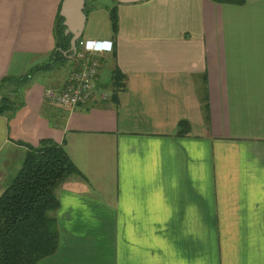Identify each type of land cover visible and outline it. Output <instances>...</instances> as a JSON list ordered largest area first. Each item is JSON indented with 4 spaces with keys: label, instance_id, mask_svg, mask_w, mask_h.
I'll return each mask as SVG.
<instances>
[{
    "label": "crops",
    "instance_id": "obj_1",
    "mask_svg": "<svg viewBox=\"0 0 264 264\" xmlns=\"http://www.w3.org/2000/svg\"><path fill=\"white\" fill-rule=\"evenodd\" d=\"M61 2L0 0V80L47 61ZM87 6L81 39L113 45L93 55L109 95L74 107L44 98L80 68L69 45L67 62L39 67L24 104L0 115L3 176L43 139L77 169L55 188L57 250L37 264H264V40H234L248 16H264V0Z\"/></svg>",
    "mask_w": 264,
    "mask_h": 264
},
{
    "label": "trees",
    "instance_id": "obj_2",
    "mask_svg": "<svg viewBox=\"0 0 264 264\" xmlns=\"http://www.w3.org/2000/svg\"><path fill=\"white\" fill-rule=\"evenodd\" d=\"M89 1L85 2V14L89 10ZM213 1L243 3V0ZM60 4L52 30L55 47L49 53L46 64L34 67L19 77L5 76L0 80V115L10 116L24 104L22 86L32 79L39 67L54 68L67 62L64 52L69 49L71 35L64 33L63 18L59 14ZM109 17L112 32L116 34L118 16L115 8L109 9ZM123 78L118 71L113 72L115 90L124 88ZM178 127L179 135L188 131L186 121H180ZM24 146L26 151L22 164L0 194V264H37L39 260L55 253L59 240L54 217V212L59 208L55 188L67 177L77 173L62 145L43 139L38 146Z\"/></svg>",
    "mask_w": 264,
    "mask_h": 264
},
{
    "label": "built area",
    "instance_id": "obj_3",
    "mask_svg": "<svg viewBox=\"0 0 264 264\" xmlns=\"http://www.w3.org/2000/svg\"><path fill=\"white\" fill-rule=\"evenodd\" d=\"M76 59L79 67L69 73L64 86L60 89L46 88L44 98L52 105L61 107H74L93 97L106 98L107 90L98 89L96 80L100 63L93 55L111 52L113 45L110 40L79 39Z\"/></svg>",
    "mask_w": 264,
    "mask_h": 264
},
{
    "label": "rangeland",
    "instance_id": "obj_4",
    "mask_svg": "<svg viewBox=\"0 0 264 264\" xmlns=\"http://www.w3.org/2000/svg\"><path fill=\"white\" fill-rule=\"evenodd\" d=\"M219 3V2H218ZM246 27L245 29L239 31L234 38V40H239V41H252L255 40L256 42L264 40V16L260 17L257 16L256 20L252 19L250 16L247 17L246 19ZM249 26V27H248ZM248 27V28H247ZM247 29V30H246ZM253 59V58H251ZM257 64V71L258 72H264V57H260L258 60L255 62ZM46 64V61L40 62L39 64L35 63L31 68L28 69V72L36 68L37 66H43ZM46 66V65H45ZM238 70H240L242 73L244 72L246 68V61L245 60H240L237 65H235ZM35 71V70H34ZM37 71V70H36ZM40 71V70H38ZM250 71V66L248 69V73ZM244 74V73H243ZM39 75H37L38 77ZM35 78V77H34ZM26 85L22 86V90L24 89ZM49 88V87H48ZM13 100H15L13 97H11ZM16 101V100H15ZM8 171L5 172L3 176V156L0 159V194L3 191V186L5 187L8 182H10L11 178L16 174V172L19 170L22 161L18 160L16 161V158H13L10 163H9ZM52 213V212H51Z\"/></svg>",
    "mask_w": 264,
    "mask_h": 264
},
{
    "label": "water",
    "instance_id": "obj_5",
    "mask_svg": "<svg viewBox=\"0 0 264 264\" xmlns=\"http://www.w3.org/2000/svg\"><path fill=\"white\" fill-rule=\"evenodd\" d=\"M122 4L136 3L142 0H114ZM86 0H62L60 4L59 14L63 18L65 27V35H71L69 45L70 52L76 53L78 40L81 38L85 22L86 14L84 13Z\"/></svg>",
    "mask_w": 264,
    "mask_h": 264
}]
</instances>
